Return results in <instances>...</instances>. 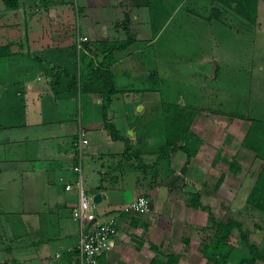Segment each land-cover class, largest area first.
I'll list each match as a JSON object with an SVG mask.
<instances>
[{"label":"rangeland","instance_id":"1","mask_svg":"<svg viewBox=\"0 0 264 264\" xmlns=\"http://www.w3.org/2000/svg\"><path fill=\"white\" fill-rule=\"evenodd\" d=\"M147 1L150 6L158 9L155 12L156 17L152 14L153 34L156 35L153 43L142 46V42L138 41L132 48H122L117 53L120 55L116 59L117 64L113 66L115 56L112 54L106 61L104 59L100 70L110 72L112 76L115 71L119 73L117 81L113 79L114 84L120 88L117 96L120 102L115 100V106L120 107L122 104L132 110L134 103L138 102L135 130L137 134L142 133V136L145 134L147 137L144 144H138L139 152L132 157L137 163L135 169H139L142 174L150 171L153 179L151 183L148 181V185L151 187L167 185L169 190H174L172 193L187 196L189 201L192 193L200 192L201 204L205 206L200 207V224L193 223L189 216L185 224L180 218L176 221V226H173L176 236L169 246L164 249L162 247L161 254H166V251L174 252L180 258L193 247L198 249V263L202 264H264V211L252 208L247 200L260 171L262 159L255 158L252 150L242 146L251 118L264 119V0H244V6L249 3L255 7L253 17L241 14L239 10L242 5L237 9L236 2H233L232 7L221 0ZM35 2L37 4L40 0H34L33 3ZM103 2L96 17H103L105 23H108L114 18V4L112 0ZM61 3L64 5L59 8L60 23L53 25L45 19L40 21L45 28H52L63 44L66 40L69 41L65 34L69 37L72 31L70 40L73 46L51 47L52 50H45V55L39 54L40 61L43 60L41 70H53L55 78H50V82L56 86V90L52 93L42 92L38 102L39 111L34 114L43 117L40 115L48 109V114L53 116L55 112L61 111L60 120L66 124L67 120H71V126L75 127L77 123L84 122L86 117L99 112L93 99L94 94L88 93L99 84V80L91 82L86 76L87 70L83 67L84 54L95 48L105 49L109 42L115 41V37H107L104 44L94 48L85 46V51L83 44L79 45L78 42V38L83 36L80 32L85 28L79 0H62ZM213 6L219 7L220 12L214 13ZM14 11L20 15L19 10ZM15 19L16 17L12 21ZM26 23L32 26L34 20ZM106 26L111 28L108 24ZM14 29L22 31V28L0 26L1 37L7 34L14 38L11 50L15 48L18 51L20 45H15L20 39L21 43H29L30 46L36 44L31 40V32L28 35V32L22 31L26 40L24 42L23 34L19 35ZM59 41L56 39V42ZM70 49L74 59L69 57ZM22 51L20 56L14 55L19 56L18 62L11 56L12 65L4 71L1 68L5 66L6 59L0 58V88L10 77L13 79L14 73L21 67L19 63L24 61L23 66L27 68L30 65L27 61H34L30 57V47ZM65 51H68V55ZM85 58L87 63L89 59ZM95 58L96 55L94 60ZM49 60L56 63L49 65ZM94 64L96 66V62ZM36 65L38 64H31V70ZM63 65L67 67V77ZM73 76L77 82L71 89L66 86L65 81ZM5 94L0 97L1 114L5 111L1 110L5 105L3 99L11 101L20 96L12 89ZM168 103L173 104L169 109ZM177 103L180 106L174 108ZM140 104L144 109H139ZM100 105L102 108V101ZM175 109L179 113L192 116L189 128L198 140L193 137L188 140L195 148L190 159L186 157V149H168L165 152L161 149L168 141L166 116L175 113ZM181 142L180 138L175 141L176 144ZM221 153L228 154L229 159L236 157L241 162L240 170L228 168V164L221 159L213 164V159L221 156ZM185 165L186 170L183 171L182 167ZM223 169L228 174L216 186ZM142 177L141 175L140 178ZM128 179H133V176L128 175ZM5 187L6 185H2L0 189L1 212V206L10 205L11 196H17L16 191V194H12L6 189L4 203ZM91 205L94 211L98 210L97 203L92 202ZM232 218L241 222L248 241L255 246L254 249L250 248L236 226L223 243L216 239L220 236L219 222ZM252 255L255 258L250 261ZM195 257L196 255L194 259Z\"/></svg>","mask_w":264,"mask_h":264},{"label":"crops","instance_id":"2","mask_svg":"<svg viewBox=\"0 0 264 264\" xmlns=\"http://www.w3.org/2000/svg\"><path fill=\"white\" fill-rule=\"evenodd\" d=\"M19 1L18 7L10 8L2 0L0 26L22 28V31L28 32V35L31 32L33 35L31 40L36 44L30 46L29 43H21L20 39L15 45H20L18 51L13 48L9 55L0 56L6 59L4 60L6 64L1 70L10 68L11 56H20L21 51L26 47H30V57L34 58V61L30 60L27 63L38 65L31 70L30 65L24 68L25 62L20 61L19 71L14 73L13 79L10 77L8 82L2 83L0 88V97L6 95L5 92L9 89L15 90L16 95H20L19 98L11 101L3 99L5 105L1 110L5 111L2 114L0 111V189L2 185H6L5 195L1 194L4 197L3 202L5 203L7 190L12 194L17 192L16 197L11 196L10 205L1 206L3 209V212L0 211L1 264H77L76 251L73 247L77 240L79 222L73 217L72 210L79 202V191L76 186L78 173L72 169V163L64 157L72 156L73 161L75 160L79 127H84L88 137V142L83 145L84 186L86 189L92 185L96 186L107 195L96 205L98 210L95 212L98 215L112 213L141 194L152 198L153 209L150 212L119 216L114 244L107 253L101 254V257L108 264H157L152 262L153 258H161L165 261L161 256V249L169 246L170 241L174 240L176 235L173 226H176V221L180 218L185 224L189 216L193 223H199L200 207L193 206L187 196L182 197L172 193L174 190H169L167 185V187L164 185L151 187L148 185V181L150 180L151 183L153 179L150 171L142 174L139 169H135L137 163L132 157L139 152L138 144H144L147 136L145 134L142 136V133L137 134L135 130L137 126L135 115L137 116L139 111L136 109L138 102L134 103L133 111L122 104L120 107L115 106V100L120 102L117 99L120 92L117 85H115L117 91L113 94L108 108L107 121L113 124L111 127L106 125L103 118L100 105L102 97L98 92L93 91L88 93L94 94L93 99L99 112L86 117L84 122L77 123L75 127L71 126V120H67V124L60 120L61 111L50 116L47 109L40 115L43 117L37 115L39 118L34 114L39 111L38 102L42 92L52 93L56 90V86L50 82V78H55L53 70L48 68L47 71L41 70L43 60L40 61L39 57L47 52L45 50H52L51 47L71 48L72 31L70 29L69 37L67 33L65 34L69 41L66 40L63 44L53 29L45 28L40 21L45 19L53 25L60 23L59 8L64 5L61 3L62 0H40L37 4L33 3L34 0ZM103 1L79 0L85 27L80 33L87 37L82 43L85 51V46L90 45L94 48L104 44L107 37H115V41L109 44L131 40L127 48L128 46L132 48L138 41L142 42V46L153 43L156 35L153 34L151 6L147 0H112L114 18L112 17L108 23H105L103 17H96L97 11H101ZM14 10H19L20 15L18 16ZM12 17L16 19L12 21ZM31 19L34 23L28 26L26 22ZM107 24L111 28H107ZM22 31L17 30L19 35L23 34ZM35 33L39 35L36 36ZM56 39L60 41L56 42ZM8 40L14 41V38L7 34L0 36V44ZM23 40L26 41L24 34ZM100 50L102 49L95 48L91 52L88 51V54L95 57L99 55L97 53ZM119 50L122 49H115L109 54H100L99 61L102 59L106 61L113 54L115 56L113 66L116 65L118 62L116 59L120 58ZM68 51L71 53L69 57L74 59L72 50ZM19 56H14L16 62ZM53 63L56 62L49 60L48 64ZM63 69L66 70L67 77V67L63 65ZM118 74L115 71L113 75L116 81ZM57 78L59 79L58 76ZM67 79L66 86L72 89V78ZM141 107L144 109L143 105ZM68 111L70 113V110ZM116 134L118 138L113 136ZM140 151L142 152V148ZM141 156L144 158L143 153ZM105 161H107L106 165ZM223 171L226 176L228 171L225 169ZM128 175H132L133 179L129 180ZM67 183L72 187L66 188ZM194 255H196L195 259ZM198 260V249L192 247L172 264H202V262L198 263Z\"/></svg>","mask_w":264,"mask_h":264},{"label":"trees","instance_id":"3","mask_svg":"<svg viewBox=\"0 0 264 264\" xmlns=\"http://www.w3.org/2000/svg\"><path fill=\"white\" fill-rule=\"evenodd\" d=\"M215 1V0H214ZM223 3L230 4L232 7L234 6L233 2H236L237 5L235 6L237 9H239L240 4L242 5L241 9L239 10L241 14L249 17L254 16L255 7L251 4L247 3L246 6H244L245 1L244 0H221ZM5 4L10 8H15L19 6L20 1L19 0H3ZM152 6V5H151ZM244 6V8H243ZM158 9L154 8L152 6L151 15H155V12H157ZM212 11L220 12L219 7L213 6ZM157 14V13H156ZM156 17V15H155ZM131 40H123V41H117L115 43H110L105 49L100 50L99 53H102L103 55L105 53H111L115 49H122L127 46V44ZM13 40H8L4 42L3 44H0V55H8L11 53V47H12ZM97 53V54H99ZM89 60L86 63V58ZM104 58V56H103ZM84 63L83 67L87 70L86 76L88 79L92 82L95 80L98 81V85L95 87H92L89 91L98 92L102 96V110H103V118L106 121V125L111 127L113 124L107 121L108 119V108L112 102L113 94L117 91V88L113 82V76L110 72H105L100 70V66L103 64L104 59L102 61H99L98 55L96 56L95 60L94 57L89 54H84ZM96 62V66L95 63ZM76 79L73 76L72 78V84L73 86L76 84ZM89 89L88 87H86ZM173 104L168 103L167 107L168 109L171 108ZM180 104H174V108L179 107ZM166 107V108H167ZM167 118V131H168V141L166 144L161 147L163 149V152L167 151L168 149H176V148H183L187 150V159H190V157L194 154L195 148L192 147V143L189 142V138L193 137L194 139H197V136L191 132L189 128V121L191 120L192 116L184 115L182 113H179V111H176L173 114H169L166 116ZM251 118V117H250ZM114 137L118 138L119 136L113 135ZM180 138L182 142L180 144H176V139ZM242 146L246 147L250 150H252L253 153H255V158L262 159V164L260 167V171L256 177L255 183L253 187L251 188L249 195H248V203L251 204L252 208H259L262 211H264V119L262 118H251L250 124L248 125V129L246 130L243 140H242ZM221 156L216 157L213 159V164H216L218 159H221L225 161L228 165V168H232V170H240L241 168V162L236 159V157H233V159H229L228 154L221 153ZM235 156V155H234ZM182 170H186V165L182 167ZM225 176V172L222 171L219 175V180L216 186L220 183V180ZM190 203L193 206H199V207H205L201 204V194L200 192H194L192 193V196L190 197ZM152 202V201H151ZM125 215L126 213H122ZM220 227V236L216 238L220 243H223L224 240H226L227 236L232 232L234 226L239 228V231L243 234L244 238H246L247 243L249 244L251 249H254V244L250 243L248 241V238L246 236V230L244 227H242L241 222L237 219H229L225 222H219ZM165 261H163L161 258L159 259H152L153 263L157 264H172L177 261L178 256L176 253L167 252L166 254H161ZM254 255L251 256L250 261L254 260Z\"/></svg>","mask_w":264,"mask_h":264},{"label":"built area","instance_id":"4","mask_svg":"<svg viewBox=\"0 0 264 264\" xmlns=\"http://www.w3.org/2000/svg\"><path fill=\"white\" fill-rule=\"evenodd\" d=\"M87 37L79 38V45L81 41ZM81 43V44H80ZM88 142V137L84 127H79L78 131V150L75 160L72 162V169L78 173L76 186L79 191V202L74 206L72 215L79 222V230L77 240L74 245L76 251L75 259L77 264H108V262L101 257L114 244V238L118 232V218L122 213L129 215L135 212H149L152 209L151 198L148 195L141 194L128 201L124 206L115 209L112 213L98 215L92 208V194L89 189L84 186V179L82 174L83 167V145ZM66 188H71L72 185L67 183ZM96 217V220L91 223L89 228L84 231L87 222Z\"/></svg>","mask_w":264,"mask_h":264},{"label":"water","instance_id":"5","mask_svg":"<svg viewBox=\"0 0 264 264\" xmlns=\"http://www.w3.org/2000/svg\"><path fill=\"white\" fill-rule=\"evenodd\" d=\"M215 65H216V60H214V67H215ZM141 106L142 105L140 104L139 108H141ZM64 159L70 161L71 163L73 162V157L72 156L71 157H68V156L66 157L65 156ZM89 189H90V192L92 194V199H93V201L95 203L100 202L103 198H106V196H107L105 192L99 190L96 186L92 185V186H90ZM95 220H96V217L91 219V220H89L87 222L86 226L84 227V231H86L89 228V226L91 225V223L94 222Z\"/></svg>","mask_w":264,"mask_h":264}]
</instances>
